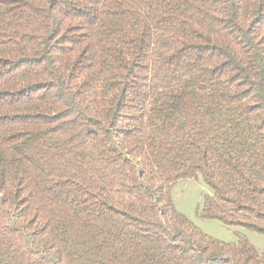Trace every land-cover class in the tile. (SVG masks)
I'll list each match as a JSON object with an SVG mask.
<instances>
[{"label":"trees","instance_id":"obj_1","mask_svg":"<svg viewBox=\"0 0 264 264\" xmlns=\"http://www.w3.org/2000/svg\"><path fill=\"white\" fill-rule=\"evenodd\" d=\"M264 0H0V264H260Z\"/></svg>","mask_w":264,"mask_h":264},{"label":"rangeland","instance_id":"obj_2","mask_svg":"<svg viewBox=\"0 0 264 264\" xmlns=\"http://www.w3.org/2000/svg\"><path fill=\"white\" fill-rule=\"evenodd\" d=\"M208 194H212V189L206 184L202 176L183 178L172 188V198L176 208L204 232L226 242L237 241L239 232L258 250L264 251L263 233L239 226H226L217 219H207L200 216L204 197ZM260 264H264V262Z\"/></svg>","mask_w":264,"mask_h":264}]
</instances>
